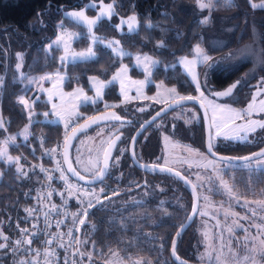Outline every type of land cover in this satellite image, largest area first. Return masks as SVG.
Listing matches in <instances>:
<instances>
[{"label": "trees", "instance_id": "1", "mask_svg": "<svg viewBox=\"0 0 264 264\" xmlns=\"http://www.w3.org/2000/svg\"><path fill=\"white\" fill-rule=\"evenodd\" d=\"M86 1L0 0V76L5 78V87L0 92V113L7 129L0 128V142L7 137V133L17 134L28 119L24 106L17 102V97L26 91L18 76L16 64L22 63L21 68L26 75L59 69L60 66L56 62L58 49L52 47L47 50L45 44L56 35L55 24L62 18V11L65 8L82 7ZM234 3L235 7H226L222 0H219L210 12L209 23L202 24L200 21L204 12L196 8L195 0H115L119 13L127 15L135 12L139 21L136 32L119 34V40L121 45L130 51L148 53L158 59V65L152 74L154 81L174 86L181 96H194L195 89L177 64L178 58L191 55L193 45L198 43L211 57L220 56L250 43L254 39V32L257 31L262 66L252 74L244 76V73L251 68V63L248 61L236 65L219 64L210 70L207 78L211 91L225 89L240 81L241 83L226 101L233 106L241 107L250 99L252 90L264 83V9L253 8L250 0H234ZM65 23L70 26L68 21L65 20ZM95 33L104 38L116 36L113 20H101L95 28ZM160 41H163V47L157 46ZM86 44V38L83 35L73 42L75 48H82ZM94 50L98 53L95 58L65 65L67 88L74 83L86 84V77L90 74L107 78L118 66L117 59L108 48L97 44ZM18 53L23 55L22 61L17 60ZM105 98L108 102L114 103L119 100L114 87L107 90ZM33 106L37 111L47 109V104L40 100L35 101ZM188 106L197 110L194 106ZM105 110L114 111L121 116L122 120H125L123 121L125 125L112 153L108 174L103 181L92 186L104 188V193L100 196L101 203L93 202L96 207L89 209L86 223L83 226L80 225L77 235L80 241L82 237L84 241H88L83 243L82 248L86 251L85 253L92 254V259L89 260L87 255L81 256L77 253L75 262L84 264V260H88L104 264L111 257L109 251L111 249V251L119 252L120 259L128 264H132L137 259H143L145 264L148 261L151 264H177L170 257V244L175 231L191 209V194L187 187L174 176L162 172L138 170L127 154L131 135L138 125L156 109L152 112L130 115L119 107L108 106L102 109L100 102L93 106L81 107V112L90 114L88 117ZM39 113H37L38 117ZM199 118L200 123L197 121L185 123L182 120L170 119L162 129H154L151 125L136 142L137 159L144 163H156L154 162L156 158L157 161L160 160L162 133L169 135L178 143L204 152V129L202 119L200 116ZM162 120H164L163 117ZM256 135L259 141L251 143L250 140L246 144L230 143L234 144L230 147H225L227 143H224L222 146L214 147V150L221 154L239 156L248 154L264 145V129ZM38 136H43L45 139L42 141L43 147L50 148L52 144L61 141L63 131L58 123L35 118L29 127L27 142L21 144V151L25 154V158L22 157L20 162L25 169L29 167L32 169L27 176H21L14 164L0 161V232L9 237L6 243L10 245L8 248L0 249V264H12L11 261L15 262L18 257L19 259L32 257L31 246L25 248L28 250L22 255L20 251L14 253L15 245L13 246L11 242L18 235L25 218L30 221L45 208L36 209L33 217L28 216L25 211L26 208H32L37 203L36 188L39 187V192L41 190L42 194L46 192L47 196L51 193L50 204L58 199V185L54 183L52 190L47 193L44 188L47 181L45 175L31 167L33 166L31 161L46 166L52 165L44 155L39 161L36 157H32L30 150L36 145H31V142ZM18 138L20 137L17 136ZM35 150L38 151V148ZM9 151L13 154L19 152L14 147L11 150L9 148ZM119 154L121 157L117 160ZM70 162L75 168L71 155ZM251 169L248 170L251 173L245 170L240 179L238 177L236 188L240 186L239 180H242L241 185L248 184V188L252 190L263 191L264 186L257 182L258 174ZM262 172L260 180L264 179V171ZM158 185L163 186L164 191L158 190ZM176 186L182 188L187 194V206H184V202L176 195L172 193L170 196L167 195L174 191ZM114 192H119V195H113ZM70 207L71 213L67 216L65 228L69 227L73 219L72 212L75 209L72 204ZM194 221L178 237L176 253L188 261L200 262L193 251L197 242L195 233L192 231ZM17 225L21 226L18 228ZM92 241H95V244ZM0 243L5 242L0 240ZM77 247L82 252L81 243L79 245L76 243L75 249ZM60 250L64 253L62 248Z\"/></svg>", "mask_w": 264, "mask_h": 264}, {"label": "rangeland", "instance_id": "2", "mask_svg": "<svg viewBox=\"0 0 264 264\" xmlns=\"http://www.w3.org/2000/svg\"><path fill=\"white\" fill-rule=\"evenodd\" d=\"M104 4L112 3L113 0H103ZM264 2L257 1L253 2L250 0L251 5ZM88 6L85 10V14L89 18H95L97 15H99L100 12V0H87L82 7L79 8H65L62 11V18L56 22L55 29H56V35L48 40L45 44V48L48 49L49 44H53V42L56 40L57 36L61 35V22L63 21L62 28L67 30L68 33H75L76 36L69 40L70 43V51L72 52H84L86 49L91 45L93 49L95 48V45L99 44L101 46H104L103 43H96L92 44V41L90 39L88 27L84 25L83 23H77L75 20H73L70 17H67L65 15L66 12H73V11H80L82 9H85V6ZM92 5H95L94 7ZM196 8H198L201 12H204V15L201 17V20L205 16H209L210 12L208 9L201 10L196 3ZM115 8V15L109 19L107 16H105L102 20H113L114 27L116 29L117 35L112 37H101L105 41L107 40H119V34L122 33H128V27L127 24H121V20H126L129 16L135 14V12H130L127 15L121 14L117 11L116 5L114 4ZM255 9H261V8H255ZM137 16V15H136ZM65 20L69 22L68 26L65 23ZM99 24V23H98ZM117 25H120L119 29L117 28ZM74 27V28H73ZM97 27V26H96ZM93 28V34L97 37H99L95 33V28ZM139 28V21L137 18V28L136 31ZM135 31V32H136ZM134 33V32H133ZM83 35L86 38L87 44L82 48H75L73 45V42L76 39H79L80 36ZM67 39V37H65ZM120 41V40H119ZM122 46V45H121ZM53 47L55 49H58V56H57V64L60 66L59 69H55L52 71H44L39 74L35 75H26L25 71L21 68L18 72L19 78L21 77V74L27 77H40L45 74H52L51 80H43L39 81L37 83L29 84L28 80L25 79L22 81L23 85L25 86V93L21 94L25 96L29 101V107L34 111V115L31 117V122L29 121V113L27 112V122L25 126H28V129L31 125V123L35 120V118H39L46 122L51 123H58L60 124L63 136L61 138V141L52 144V146L43 147V142L45 139L43 136L36 137V139H32L31 145H36L35 148L32 147L30 152L32 153V157H36V159L41 160L43 159V155L45 156L46 152L50 149L56 148L57 150L61 149V146L65 140V137L70 135L72 133V147H71V161L74 162V166L76 170L83 175L84 177H93L92 173L95 171V169L91 168L90 161L92 162H99L98 166H100L102 155H103V149L107 147L110 140L115 138L124 128V123L106 119L104 121H98L97 123H94L93 126L85 128L83 131H75L73 132V129H78L80 125L84 124L88 116L90 114H85L83 111L81 112L82 106H88V105H95L97 103H101V108L106 109V106L112 107L113 105H117V107L123 109L130 115H138L140 113L144 112H152L155 109L159 108L160 106L165 105L166 103L174 100L169 99V94L164 91V89L172 88L174 86H169L163 83V87L161 89H157L156 85L161 83V81H154L153 80V71L155 67H157L158 64H156L152 68V74L149 76L148 82H146L143 86L133 83L135 81H145L146 79V73L142 65H139L135 59L137 55H148L152 57L154 60L158 61V59L148 53L144 52H137V51H130L129 49L122 46L123 50L126 53H130L131 55L126 56H119L112 52L111 49L110 52L112 55L117 59L118 66L113 70V72L107 77L102 78L95 74H90L86 77V84H72L70 88L66 87V81H67V74L64 70V67L68 63H74L78 61H85L89 59H73L71 55L68 56L66 61L63 63L60 60V57L65 55L63 46L57 47L55 44H53ZM105 47V46H104ZM195 45H193V48ZM192 48V54L191 55H183L180 56L177 60V64L180 66V68L184 71L185 75L187 76V79L192 84V86L195 89L194 97L198 99L202 104L205 106L209 118H210V125H211V139L213 147H216L217 145L222 146L224 143H227L225 147L233 146L234 144L230 143H240V144H246L248 142L251 143L257 140L258 135L256 133L262 131L263 129L257 128L256 132L254 133H248L247 139L241 140L239 137L244 135V132L240 131V127L244 126L248 119L252 120H264V112H259L258 109L260 107L259 101L261 99H264V83L257 85L251 93L250 99L246 102L245 105L241 107L233 106L226 100H218L215 97H213L210 93L212 92L209 90V85L207 82L208 74L210 70L213 68H209L207 64L204 63H196L192 68L191 71L181 62V58L186 57L188 60H195L196 56ZM261 48L259 44V33L257 31L254 32V39L242 47L229 51L225 54H222L220 56H212L213 61H219V64H238L243 61H248L251 63V68L244 73L245 75H250L253 72H255L260 66L263 64L262 55H261ZM209 55V54H208ZM210 56V55H209ZM92 59V58H91ZM159 62V61H158ZM218 64V65H219ZM17 65V64H16ZM122 66H126L128 71L126 73H121L120 78L116 81H112V77L120 71ZM63 67V69L61 68ZM59 72L60 76L63 77V80L61 81L55 74ZM91 76H97L99 79L103 80L106 84L103 94L101 97L96 96V88L93 86V83L89 80V77ZM195 76V79H194ZM108 81H112V83H107ZM121 81H123L124 89L122 94L121 89ZM53 84L56 85V87H53ZM199 85V90H197V86ZM110 87H114L116 94L119 97V100L117 102L110 101L108 102L105 98V94L107 90ZM151 88V89H150ZM43 89V91L41 90ZM77 89H82L84 95L89 97L88 100H85L82 95L79 93H76ZM49 90H51V100L49 98ZM158 91L160 92L159 101L155 102L153 97H157ZM259 91V95H256ZM69 93H75V95L69 96ZM125 94L128 97L126 100ZM176 94L180 95L178 90L176 89ZM19 95V96H21ZM256 95V102L254 103V109L252 112V115L249 117L247 115L244 116V118H235V113H228V112H222L220 109L215 108V105H227L229 108L236 110V112L243 111L246 109L249 105V103H253V96ZM181 96V95H180ZM144 97H149V99H145ZM44 101L47 104V109L37 111L34 108V103H31V101ZM211 102V103H209ZM53 104L57 105L58 111H61L63 115V119L53 114ZM24 106V105H23ZM114 107V108H117ZM25 108V107H24ZM138 109H144V111H139ZM107 112V110H105ZM104 111V112H105ZM40 112V116H37V113ZM49 113L48 116H45L44 113ZM103 115V114H101ZM199 113L197 110L193 109L192 107H180L175 109L174 111L170 112L169 114L165 115L163 118L164 120L159 119L153 124L154 129H162L163 126L166 124L168 120H182L185 123L194 122L197 121L200 123ZM215 116V123L220 125V127H214L213 125V119ZM227 121L228 126L224 127V122ZM67 123V128L65 127V124ZM25 126L19 130V132L16 134L14 133H7V137L4 138V140L0 143V147H3V142L8 137H15L14 141L9 142L7 145L8 147V154L17 157L21 156L25 158V154L21 151V144L26 143L27 140L24 139V135L22 134L23 129ZM219 132V135L217 133ZM29 134V132H28ZM226 134L227 137L226 138ZM17 136L20 138L17 139ZM165 137H168V141L165 140ZM262 138V136H260ZM161 158L159 161H157V158L154 162L155 164L163 165L165 166V161H168V164L166 167H170L173 169H176L186 176H188V179L191 180V182L196 186L199 194V209L196 218L194 219V223L192 226V231L195 233L196 237V244L194 246V254L199 259V263H208V264H217L215 257L220 252L223 251L225 254V258L228 260H231V257L228 253V248L224 247L221 249V236L223 237V243L227 245L229 239L232 240L233 245H241L239 248V253L241 256H243L246 252V249L243 247V244L247 242L249 245L253 243L251 238L249 237L247 241H245V229H248V232L251 234H257L258 230L255 227H251L250 225L252 223L256 224H262L264 223V218H262L260 215L253 216L252 209H255L258 213L264 212V209H261L258 205L255 203L252 204H246V201H255L264 199V190L260 191V189L252 190L251 188H248V184L241 185L242 180H239L240 186L238 185L236 188V181H238V177L243 175V172L246 170L247 173H251L248 170L251 169L256 174H258V180L257 182L262 184L264 186V179H261V174H263L262 171H264V167L258 166L255 163V160L253 162H248L244 164H240L239 166H242L240 169L233 167L232 165L217 161L209 157L205 152L200 151L196 148H191L185 144H181L173 140L169 135L167 134H161ZM63 139V140H62ZM34 141V142H33ZM170 141V142H169ZM219 146V147H220ZM18 149V154L10 153V150L12 148ZM38 148V151L35 149ZM188 149H194L195 151L190 152ZM139 154V150H137ZM23 156H22V155ZM27 155V154H26ZM31 157V158H32ZM47 157V160L51 161L52 165L51 167L52 172H57V168L61 161V157L57 153H53L51 156H45ZM121 155L119 154L118 159H120ZM29 159V158H28ZM33 159V158H32ZM26 160V159H25ZM4 162L3 160H0ZM28 161V160H26ZM117 161V160H115ZM6 163V162H4ZM38 165L40 163L36 162ZM7 164V163H6ZM19 164L22 166V169L24 172L29 173L32 169L24 168L22 163L19 161ZM15 165V168L17 169V165ZM250 165V167L248 166ZM32 168H35L39 170L36 166H31ZM257 167V168H256ZM255 168L256 170H254ZM261 171H259V169ZM61 170V169H60ZM242 172V173H241ZM65 174V173H64ZM21 175V174H20ZM27 175H21V176H27ZM67 177V180L70 184H73L76 186V188L80 192L84 193H95L99 197L103 195L104 191L101 192L99 188H94L92 186H87L83 184H79L78 182L71 179L67 174H65ZM200 177L201 179H198L197 177ZM1 177V173H0ZM221 177L224 181H226L230 186H232L235 190V198L230 196L225 189L221 186V180L218 178ZM260 180V181H259ZM79 184V185H78ZM104 189V188H103ZM157 189L160 191H164V187L161 185L157 186ZM163 189V190H161ZM237 189V190H236ZM37 192V203H35L34 207L29 209H43L47 206L51 205V195L47 196L46 192L42 194V191L39 192V187L36 188ZM252 191H255V193ZM49 193V192H47ZM174 194L177 196V198H181V200L184 202V206L188 205V200H186L187 194H185V191L182 188H179L176 186L174 191H171L167 195L170 196V194ZM44 196L49 197L45 198ZM75 198L77 199V202H73L72 206L75 209L72 213L79 212L81 210V204L80 200L84 201V204L86 205L88 200L91 199L92 202L96 201L94 196H78V194H74ZM208 197L207 200L204 199V197ZM46 201V202H44ZM44 208V209H45ZM27 209V208H26ZM230 209L231 212L236 213L237 215H229L225 216V210ZM36 210V211H37ZM204 211L207 213V215H200V212ZM27 213V212H26ZM33 217V216H32ZM240 217H247L248 219H240ZM28 221V222H27ZM233 221H236V223H233ZM29 223V220L25 218L24 223L22 226L27 225ZM237 224L242 227H237ZM21 226V225H20ZM19 226V227H20ZM21 226V227H22ZM20 227V228H21ZM226 227L233 228L234 232L229 233L226 231ZM207 232L208 235L211 237L210 241H205L204 233ZM84 241V237L81 238V242ZM211 244L213 248H208L207 245ZM14 246V245H13ZM83 243H81V250L82 252H86L82 248ZM15 247V246H14ZM15 249V248H14ZM209 251L212 253V259H208L207 257H204L201 259L203 254ZM18 251H14L16 253ZM2 256H5V254H2ZM20 257H18L15 262L14 260L11 261L12 264H17V260ZM23 259V258H21ZM32 257L30 256L29 260H31ZM109 259H112L113 264H117L116 259L113 257H110ZM108 259V260H109ZM123 260V259H121ZM124 264H128L123 260ZM84 264H98L94 263L93 261L84 260ZM105 264V263H104Z\"/></svg>", "mask_w": 264, "mask_h": 264}, {"label": "snow or ice", "instance_id": "3", "mask_svg": "<svg viewBox=\"0 0 264 264\" xmlns=\"http://www.w3.org/2000/svg\"><path fill=\"white\" fill-rule=\"evenodd\" d=\"M219 2V0H196L197 6L203 11L205 9H208L209 12L212 8L215 7V4ZM223 4L226 7H235V3L234 0H222ZM114 4H115V0H113L112 3H108V4H104L103 0H100V12L99 15H97L94 19L93 18H89L86 14H85V10L88 7L87 5L85 6V9H82L80 11H73V12H66L65 15L67 17L72 18L73 20H75L77 23H83L84 25H86L88 27V31H89V35H90V39L92 41V44H96V43H103L104 46L106 48H109L112 50V52L116 55H119L121 57L126 56V55H131L130 53H126L122 46H121V41L119 40H107L105 41L103 38L101 37H97L93 34V28L96 27L98 25V23L105 17L107 16L109 19H111V17L113 15H115V8H114ZM93 7L95 5H92ZM253 8H261L264 9V2L260 3L259 5L257 4H252ZM210 21V14L209 16H205L200 23L202 24H207ZM127 24L128 27V32L129 33H133L136 31L137 28V16L135 14L129 16L126 20L122 19L121 20V24ZM62 24L63 21L61 22V35L57 36L56 40L53 42V44H55L57 47L59 46H63L64 48V53L65 55L60 57L61 62L63 63L64 61H66V59L68 58L69 55H71V57L75 60V59H91V58H95L97 56V50H94L93 47L90 45L86 51L84 52H72L70 51V43L69 40H71L72 38H74L76 36L75 33H68L67 30L62 28ZM120 25H117V28L119 29ZM149 27H151V25L149 24ZM67 37V39L65 38ZM53 44H49L47 47L48 49H52ZM158 47H163V41L158 42ZM193 51L195 53L196 59L195 60H188L186 57L181 58V62L189 69V71H191V68L196 64V63H204L207 64L209 68L215 67L216 65H218L220 62L219 61H213L212 57L209 56L208 54H206L205 50L201 47V45L198 43L197 45H195V47L193 48ZM137 63L139 65H142L145 73H146V79L145 81H135L133 83L139 84L141 86H143L146 82H148V77L151 76L152 74V68L158 64V61L154 60L152 57L148 56V55H137L135 57ZM17 60L18 61H22L23 60V55L18 53L17 54ZM22 67V63H17L16 65V69L17 71H19ZM128 71L126 66H122L120 71L117 72L113 77H112V81H116L117 79L120 78V74L121 73H126ZM61 81L63 80V77L60 76L59 72H57L55 74ZM21 82L25 79L28 80L29 84L32 83H37L39 81H43V80H51L52 79V74H45L42 75L40 77H27L24 76L23 74H21ZM195 79V76H194ZM89 80L93 83V86L96 88V96L99 98L102 96L103 94V90L106 86L105 82L101 79H99L97 76H91L89 77ZM112 81H108L107 83H112ZM240 81H237L236 83L230 85L227 89H225L222 92H216L214 93V95H216L217 97H226V96H231L233 93V90L236 89L238 87V85L240 84ZM5 87V78L3 76H0V92H2V90ZM53 87L55 88L56 85L53 84ZM157 89H161L163 87V82L159 83L156 85ZM121 89H122V94H123V89H124V85H123V81H121ZM43 91V89H41ZM197 90H199V85L197 86ZM165 92H167L169 94V99H174L175 102L177 104H179L180 102L186 101V100H193L194 97L192 96H180L178 94H176V88L172 87V88H167L164 89ZM76 93H79L80 95H82L84 97L85 100H88L89 97H87L86 95H84L83 90L82 89H77ZM69 96L75 95V93H69ZM256 95H259V91L257 92ZM256 95L253 96V103H249L248 107L246 109H244L243 111L240 112H236V110L229 108L227 105H215V108L220 109V111L222 112H228V113H235V118H244L245 115L247 116H251L253 109H254V103L256 102ZM159 96H160V92L158 91L157 93V97H153L151 99H153L155 102H160L159 101ZM49 98L51 100V90H49ZM125 98L126 100L128 99V97L125 94ZM145 99H149V97H144ZM17 102L19 104L24 105L25 109L28 111L29 113V121L31 122V117L35 114L34 111L29 107L30 101L23 95L18 96L17 97ZM31 103H35V101H31ZM211 103V102H209ZM259 112H264V99H261L259 101ZM107 107V106H106ZM112 107H117V105H113ZM57 109V105L53 104V114L60 117L61 119H63V113L61 111L56 110ZM139 111H144V109H138ZM162 111H166L162 110ZM45 116H48L49 113L45 112L44 113ZM160 112L156 113V116H159ZM156 117H153L152 119L155 120ZM100 119H111V120H116V121H120L122 120V117L117 115L115 112L111 113V115H105L103 117H89L87 119V121L80 125L78 129H73V132L75 133V131H83L85 128L89 127L90 124L93 123H97ZM214 127H220V125L215 123V116L213 119V125ZM224 127H227V121L224 122ZM65 127L67 128V123L65 124ZM143 125H141V128L143 129ZM173 127H175V125H173ZM0 128H5V124H4V118L2 116V113H0ZM257 128L259 129H264V120H252V119H248L246 124L242 127H240V131L244 132L243 136H240L239 138L241 140H245L247 139L248 133H254L256 132ZM5 130H7L5 128ZM28 126H25V128L23 129L22 134L24 135V139L27 140L28 139ZM217 135H219V132L217 133ZM226 138L227 134H226ZM72 139V137H65V141H64V145L65 148L70 146V140ZM120 137L119 135H117L114 139H111L108 147L104 148L103 151V155H104V160H103V166L100 167L98 166L99 162H92L90 161V165L92 169H95V171L92 173L93 175V179L95 180H100L103 181L106 177V175L109 172V168L110 165L108 163L109 158L111 157V148H114L116 146V141L119 140ZM15 137H8L4 142H3V147H0V160H3L4 162H6L7 164H16L17 165V172L21 175H27L26 172L23 171L22 166L19 164V161L21 159V157L17 156V157H13L11 155L8 154V147L7 145L9 144V142L14 141ZM132 140L135 141V137H132ZM165 140L168 141V137H165ZM170 142V141H169ZM213 145L211 143V140L209 141L208 144V151L212 152L213 155H215V152H213ZM57 151L56 148L50 149L48 150V153H55ZM188 151L193 152L195 151L194 149H188ZM47 154V153H46ZM255 159V163L258 166L264 167V149H262L261 151L257 152V153H253L251 156H244V157H221V159L224 160H231V159H240V160H244V161H252L253 158ZM65 163L68 165V171L71 172L74 176H76L78 179L80 180H84L85 177L83 175H81L75 168L72 167V164L69 162L68 160V156L65 153ZM118 160V158H116ZM168 164V161H165V166H158V165H141V167H149L151 169H155L156 167L160 168V171H168V172H172V168L170 167H166V165ZM115 166V165H113ZM250 167V165H248ZM59 171H61V176L60 179L65 181V185L66 188L69 190V196L74 195V194H78V196H89L92 195L94 196L95 200L97 203H101V198L96 195L95 193H84V192H80L75 185L70 184L67 180V177L63 174V171L60 169H57ZM41 171L45 172V175H47L46 170L41 167ZM176 176H178L180 179H185L184 176L181 175V173L179 171H176L174 173ZM198 179H201L199 176L197 177ZM221 180V186L225 189V191L232 197L235 198L236 194H235V190L232 186H230L226 181H224L221 177H218ZM49 180H51L52 178L49 176L48 177ZM185 182L187 183L188 181L185 180ZM163 190V189H161ZM101 192L104 191L103 188L100 189ZM49 195H51V193H49ZM113 195H119V192H114ZM105 199H110L109 197H105ZM205 200L208 199V197H204ZM81 204V210L79 212L76 213H72L73 216V223L78 224V225H85L86 220L89 216V209L91 208H95L96 205L92 202L91 199L88 200L87 204H84L83 200L79 201ZM66 203V201H65ZM163 204V202H161ZM246 204H252L255 203L256 205H258L261 209H264V199H260V200H255V201H246ZM57 208L56 205H51L50 206V211L51 210H55ZM25 211L27 212L28 216H32L34 214V212H36V209H25ZM197 211L196 205L195 203L193 204V214H195V212ZM252 214L253 216H258L260 215L262 218H264V212H260L258 213L255 209H252ZM47 213H45V217H47ZM200 215H207L206 212L201 211ZM229 215H237L236 213H233L230 211V209H226L225 210V216H229ZM186 219L190 220L191 216L187 217ZM240 219H248L247 217H240ZM63 221H58L57 222V226H59L60 223H62ZM233 223H236V221H233ZM50 226V225H49ZM251 227H255L257 228L258 232L257 234H251L248 232V229H245V241H247V239L250 237L251 240L253 241V243L251 245H249L247 242H245L243 244V247L246 249V252L243 256L240 255L239 253V248L241 247V245L237 244V245H233L232 240L229 239L227 245H225L223 243V237L221 236V249H223L224 247L228 248V253L231 257V260H228L225 258V254L223 253V251H220L216 257L215 260L217 262V264H264V223L262 224H256V223H252L250 225ZM17 227L19 228V225H17ZM33 228L36 227L35 224H33L32 226ZM93 229H95V225L92 226ZM237 227H242L240 225L237 224ZM181 229H183V225H181ZM77 231H79V228L76 229ZM226 231H228L229 233H233L234 230L231 227H226ZM36 233L34 231H30L28 228H20V236L19 238H17L16 240L12 241V245H15V249L16 251H20L21 254L23 255L24 251H27L28 249H24V245L31 246L32 244V239L31 237L35 236ZM68 237L72 238V231L70 230L68 232ZM181 235V232L178 231L176 233V236L179 237ZM204 238L205 241H210L211 237L208 235L207 232L204 233ZM76 239V243L79 245L80 243H88L87 240L81 242L79 240V238H75ZM0 240H3L5 243H0V249H5L10 247V245L6 242L9 241V237L7 235H5L3 232H0ZM52 240H47L46 243L47 244H52ZM93 244H95V241H92ZM176 239H173L172 241V255L174 257H176V260L179 261L180 257L176 255ZM60 247H63V244L59 245ZM208 248H213V246L209 243L207 245ZM213 250H215L213 248ZM33 253H35V255L32 256V259L29 260L27 257L23 258V259H18L17 260V264H41L40 261H38L36 259V257H38L40 255L39 250H35L32 249L31 250ZM111 253V257L116 259L117 264H124L123 260L120 259V255L119 252H115V251H111V249L109 250ZM77 253H79L81 256L83 255H87L88 259L91 260L92 259V254L91 253H84L80 251V248L77 247L75 249V251L72 253L73 255H76ZM49 256H55V251L53 249H45L44 250V264H50V261H48V257ZM204 257H207L208 259H212V253L209 251H206L203 256L201 257V259H203ZM130 260V258H128ZM105 264H113L112 259L106 260ZM132 264H145L143 259H137L134 262H132ZM147 264H151L150 261L147 262ZM181 264H183V262H181Z\"/></svg>", "mask_w": 264, "mask_h": 264}, {"label": "water", "instance_id": "4", "mask_svg": "<svg viewBox=\"0 0 264 264\" xmlns=\"http://www.w3.org/2000/svg\"><path fill=\"white\" fill-rule=\"evenodd\" d=\"M228 87H226L225 89H227ZM225 89L212 91L210 94L213 97H215L216 99H218V100H226L229 96H226V97H217L216 95H214V93H216V92H222ZM192 97H194V96H192ZM188 105L194 106L197 109V111H198V113H199V115H200V117L202 119L203 129H204V144H203V146H204V152L209 157H211L212 159L217 160V161H220V162H223V163L231 164V165H239V164H244V163H248V162H251V161H244V160H240V159L224 160V159H221V157H233V158H236V157L251 156L253 153H257V152L261 151L262 149H264V145H263L259 149L255 150L253 152H250L248 154H245V155H242V156H231V155H227V154L218 153V152H216L214 150V147H213L212 150H213V152H215V155H213L212 152H209L208 151V144H209V141L210 140H211V143H212V139H211L210 118H209V115H208V112H207L205 106L202 104V102H200L195 97H194L193 100H186V101L180 102L179 104H177L175 102V100H172V101L166 103L165 105L160 106L159 108H157L151 115H149L144 121H142L138 125V127L135 129V131L133 132V134L131 135V137L129 139L128 147H127V154H128V157H129V160L131 161V163L138 170L143 171V172H152V171L162 172V171H160V168L159 167H156L154 170L151 169V168H149V167H141V165H153V164L154 165H158V166H163V165H159V164H155V163H144V162H140L137 159V157H136V151H135L136 142H137L138 138L148 129V127H150L151 125H153L157 120L161 119L162 117H164L165 115L169 114L170 112L174 111L177 108L185 107V106H188ZM165 109H166V111H162V110H165ZM113 112L114 111L107 110V112L106 111L105 112H101V113H98V114L93 115V116H95V117H103L105 115H111V113H113ZM157 112H160V115L159 116H156V113ZM101 114H103V115H101ZM93 116H91V117H93ZM153 117H156L155 120L152 119ZM104 120H106V119H100V121H104ZM123 121H125V120H120L119 122H123ZM93 124H90L89 127L93 126ZM141 125L144 126L143 129L141 128ZM118 135L120 137V133ZM71 136H72V133L70 135H68V137H71ZM132 137H135V141L132 140ZM117 142H118V140L116 141V144H117ZM71 147H72V141L71 140H70V146L67 147V148H65L64 142L62 144L61 161H62V164L64 166V169H65L66 174L71 179H73L74 181L78 182L79 184H83V185H87V186H93V185L99 184L101 181L100 180H95V179H93V177H85L84 180H80L76 176H74L71 172L68 171V165L65 163L64 157H65V153H66L67 156H68V160L70 162ZM107 147H108V145H107ZM114 149H115V147L110 149L111 156H112V153H113ZM110 159H111V157L109 158L108 163L110 162ZM255 159L256 158L254 157L252 161H254ZM103 160H104V155H102L100 167L103 166ZM172 170H173L172 172L163 171L162 173H167V174H169L171 176H174L175 178H177L178 180H180L187 187V189L189 190V192L191 194L192 206H191V209H190V211H189V213L187 215V217L191 216V219L188 220V219H186L187 218L186 217L185 220L183 221V223L181 224V225H183V229H181V225H180L177 228V230L175 231V233H174V235L172 237L171 244H170V250H169L170 257L177 264H181V262H183V264H206V263H199V262L188 261V260L180 257L176 253V255L180 257V260L177 261L176 260V257H174L172 255V241H173V239H176V241L178 239V237L176 236V233L178 231H180L182 233L193 222V220L197 216L198 209H199V195H198L197 189L194 186V184L182 172L179 171L181 173V175L185 177V179H180L178 176H176L174 174L178 170L173 169V168H172ZM185 180H187L188 182L186 183ZM194 203H195L196 208H197V211L195 212V214H193V204Z\"/></svg>", "mask_w": 264, "mask_h": 264}, {"label": "built area", "instance_id": "5", "mask_svg": "<svg viewBox=\"0 0 264 264\" xmlns=\"http://www.w3.org/2000/svg\"><path fill=\"white\" fill-rule=\"evenodd\" d=\"M45 156H52L53 153L46 152ZM55 153L59 154L61 156V149L57 150ZM33 166H36L42 174L45 175V172L41 171V167H43L47 175L46 182H45V190L47 192H50L52 190L53 184L56 183L58 185L59 189V195L57 201L51 203V205H56L57 208L55 210L50 211V206H47L44 210L41 211V213L29 221L30 225H24L21 228H28L30 231H34L36 233L35 236L31 237L32 249L39 250L40 255L36 257L38 261L41 262V264H44V250L45 249H53L55 251V256H49L47 259L50 261V264H76L75 262V255L72 253L75 251L76 247V239L78 235V231L76 230L79 228L80 225L73 223H70L69 227L65 228L67 224V216L71 213V207L70 205L73 202H77V199L74 195L69 196V190L66 188L65 181L60 179L61 172L57 170L59 173L52 172L51 167L37 164L36 162H32ZM60 166H58L57 169H61L63 171V174L65 173L64 166L62 164V161L59 163ZM65 175V174H64ZM51 177L52 179L49 180L48 177ZM66 201V203H65ZM45 213H47V217H45ZM58 221H63L62 223L57 226ZM33 224L36 225L35 228H33ZM50 225V226H49ZM72 231V238L68 237V232ZM20 236V230L18 235L15 237L14 240L19 238ZM47 240H52V244H47ZM63 244V247H60L59 245ZM25 248H29V246L24 245ZM64 250V253L60 249ZM35 255V253L32 254V256Z\"/></svg>", "mask_w": 264, "mask_h": 264}, {"label": "flooded vegetation", "instance_id": "6", "mask_svg": "<svg viewBox=\"0 0 264 264\" xmlns=\"http://www.w3.org/2000/svg\"><path fill=\"white\" fill-rule=\"evenodd\" d=\"M259 149V148H258ZM257 150V149H256ZM255 151V150H254ZM253 152V151H252ZM227 155H231V156H239V155H233V154H227ZM251 162H253V161H251ZM227 164V163H226ZM229 165H231V164H229ZM240 165V164H239ZM239 165H232L233 167H238Z\"/></svg>", "mask_w": 264, "mask_h": 264}, {"label": "crops", "instance_id": "7", "mask_svg": "<svg viewBox=\"0 0 264 264\" xmlns=\"http://www.w3.org/2000/svg\"><path fill=\"white\" fill-rule=\"evenodd\" d=\"M3 140H4V139H2L1 142H2ZM1 142H0V143H1Z\"/></svg>", "mask_w": 264, "mask_h": 264}]
</instances>
